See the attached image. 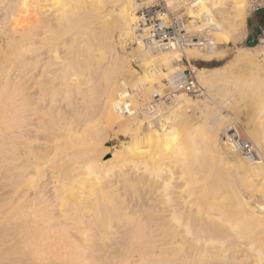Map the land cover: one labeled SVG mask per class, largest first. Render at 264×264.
<instances>
[{"label": "bare ground", "instance_id": "obj_1", "mask_svg": "<svg viewBox=\"0 0 264 264\" xmlns=\"http://www.w3.org/2000/svg\"><path fill=\"white\" fill-rule=\"evenodd\" d=\"M15 1L0 0V264H264V200L254 198L257 201L248 204L239 199L241 195L231 201L219 184L210 183L208 176L216 165L195 164L204 142L188 128L177 131L175 125L161 124L167 131L165 140L170 138L173 144L168 143L169 154L161 157V153L158 159L144 155L162 142L152 123L154 129L137 130L136 141L113 151L111 158L96 155L105 123L118 116L124 121L115 108L122 79L136 85L166 75L162 64L171 67L173 53L149 60L141 45L136 47L139 54L147 55L141 70L131 69L128 58L119 55L117 49L130 48L129 40L134 38L130 0H69L74 4L60 7L56 0H24L17 5ZM108 1L114 4L110 8L115 7L114 14L106 9L111 18L101 13ZM196 4L213 20L216 11L227 13L234 16H225L234 19V30L244 27L245 0H197ZM22 7L28 11L24 15ZM70 12L81 13L79 21L93 25L83 29ZM75 20L82 25L76 27L78 31H90L76 32ZM70 25L74 31L62 38V28ZM221 25L218 35L223 37ZM185 54L193 57L190 60L213 56L194 48ZM247 57L253 59L249 53ZM114 66L120 75L113 68L110 71ZM198 70L203 85L215 77L213 69ZM260 70L263 85L255 86L257 96L264 91V67ZM103 73V81L98 80ZM186 104L182 105L185 118L181 116L186 125L203 117L209 132L222 129V115L216 112L207 118L206 107ZM255 104L254 116L264 123V100ZM100 114L106 120L91 125L90 120ZM165 116L175 119L172 111ZM215 149L213 157L221 163L232 158L239 180L258 189L254 181L264 176V159L244 168L236 153L226 156L220 147ZM137 158H144L142 166L124 170L123 165ZM166 158L174 164L168 165ZM159 162L167 165L161 170L170 173L156 181L155 176L164 173L157 170L163 166L157 167ZM249 173L261 176L253 181ZM144 178L138 186L134 183ZM201 178L204 182L197 183ZM153 179L155 184L148 183ZM180 180L188 184L181 189L184 196L170 189ZM161 187L169 191L165 197L151 195Z\"/></svg>", "mask_w": 264, "mask_h": 264}, {"label": "rangeland", "instance_id": "obj_2", "mask_svg": "<svg viewBox=\"0 0 264 264\" xmlns=\"http://www.w3.org/2000/svg\"><path fill=\"white\" fill-rule=\"evenodd\" d=\"M23 1L24 0H16L15 5L20 4ZM185 1L186 0H179L180 3H178V6L185 5V3H184ZM245 1H246V4L244 6V13H245L244 27H242L241 30H239V29L234 30L235 26H234V24H231L234 21V19H233L234 16L231 14H227V13H224L225 15L223 13L220 14V13H218V11H216V16H215L216 18L214 20L212 18L213 22L216 23V20L218 19V21H219V19H221V17L223 20L221 19L220 23H218L217 25L214 23V28L212 29L211 34L214 37L216 48L218 47V49L220 51L214 50L213 52H209L210 54H213V56L210 60H206L203 58H194V60L192 61V63L194 65H196L195 67H196L197 75L199 74L198 67H208L210 69H213L212 71L216 72L215 77L213 78V80L211 82L204 83L205 85H203V86L205 87V92L201 96H197V97L192 96L191 97L187 94H184L181 92H176L168 100H160L159 103L154 107L153 110H151V108H148L147 103L151 100V96L153 95V93L154 92H160L163 94L164 91L166 90V86L164 85L165 78L169 77L170 71L172 70L174 65H176V61L180 57V54L177 51H173V52H168V51L152 52V51H150V50H148L142 46V48L145 51L144 53L148 54L149 60L160 57L165 53H168V54L173 53V56L171 59V67L165 66L162 64L160 66V69H161V71L166 73V75L156 76V78H154L152 80L148 79L147 82H145V81L140 82L136 85H133L132 84L133 82H131V83L129 82V85L134 90V94L132 95V99H133L134 105L138 108V112L134 115H131V116L123 115L122 117H123L124 121H120V116L117 115L118 116V117L116 116L117 118L113 117L112 120L110 119L111 121L108 120V122L105 123V125L107 127L106 132H104L105 134H103V133L100 134L101 139L99 138L100 144H98L99 150H98V148L96 149L97 150L96 152H98V153H96V155L98 157H102V159H104V160L111 158L113 151L119 152L121 149L123 150V148H125V146H127L126 143L129 144L130 142L136 141L135 139L138 138V136H136L137 130H146V129L148 130V129H154L155 128L159 133H161L163 135V137H161L162 135L160 136V139H162V142L159 139L160 141L158 143L159 144L158 147H155V149L152 150V152H150V151L145 152L144 155L146 156V154H147V156L149 157L150 160L152 159V157L155 159H158V158H160L161 153H163V154H161V157L165 156L166 152H167V154H169L168 153L169 149L167 146H169L170 142L173 144V141L170 140V138H169V142H167L168 136H167V138L165 136L166 135L165 132H167V131L162 128V125H165V126H167V125H173L174 126L175 125L174 128H177V131H181L183 128H188L190 131H192L194 133V135L198 141L204 142L203 144H201L199 150L196 152L198 160H197V162H195V164L197 163L196 165L201 166V167H203V166L207 167L208 164L217 166V167L212 166V168H211V173L208 176V180L211 181L210 183L216 184V185L219 184L223 188V190L226 192L228 199H229V197H231L230 198L231 201L239 198V197H235V196H241V195L242 196L239 199H243L246 202L250 201L251 204L253 202H256L257 200L258 201L264 200V198L262 197V195H264V191H263L264 185L262 183H264V182L261 183V181H262L261 180L260 184H259V181H258L259 179H261L264 176H261V175L251 176L252 174L250 175V173H249L248 175H250V178L253 177L252 178L253 181L256 179V177H258V176L259 177L261 176V177L257 178L258 180L254 181L256 183L258 182L257 183L258 187L256 186L258 189L254 190V189L249 188V187H248L249 188L248 189L247 186L242 181H240L238 176L235 174V170H236L235 165L236 164L233 162L232 158L230 159V157H229V162H226L224 160L225 163L224 162L221 163L217 159L218 156L213 157V155H212L213 152H216L215 148L217 146L220 147V149L226 153V156L227 155L229 156V154H232V153H236L231 148L230 145L225 143L226 127L229 125L230 126L235 125L236 127L241 129L244 136H246L248 139H250L254 143V145H255L258 153H259V158L256 161H251V162L242 158L240 155H238L236 153V155H238L239 158L241 159V161L244 163L243 167L246 168L247 167L246 165H251L252 163H255L257 161H262L264 159V139H263L264 138V126H263L264 123L262 121H260L259 119H258L259 120L258 121L257 118L254 116L255 115V112H254L255 107L257 105L255 103L257 100H264V91H261L259 96L254 95V92H253L255 90V88L258 87V85H259V87H262V86H260V84L263 85L261 82L262 81L261 77L259 75L261 73L260 69L264 67V60L262 57V50L259 47V45L257 44V42L250 43L245 39V35L247 32L248 18L250 16V14L252 13L249 9L248 1L247 0H245ZM8 2H10V0L9 1L6 0L5 3L9 4ZM16 2H18V3H16ZM53 2H55V1L53 0ZM56 2H59V3H56V6H58V7L65 5L66 2H67V5L70 2V4L68 6L74 4V2L72 3L69 0H59V1L56 0ZM110 2L111 1L106 2V5L104 6V8H102L103 11L101 10L102 11L101 13L102 14L105 13L104 15H107L106 16L107 18L109 15V14H107V12L109 13V11H106V9L110 10L111 12L115 9V7L113 8V6H114L113 2H112V4ZM11 4H14V0H11ZM0 5H1V2H0ZM108 5L109 6L113 5V6H111V8H113V9L111 10V8ZM129 5H131L130 7L133 10V1L132 0L129 1ZM107 7H109L110 9ZM195 8H194V10H192L193 12H191V13H194L195 16H200L202 12H205V10H201V8H202L201 4L197 5ZM26 10H27L26 7L21 8V11H23L22 15H24L26 12H28ZM79 11L80 10H78L77 12L79 13ZM77 12L75 13L77 15V17H75V18H78V15H81V13L77 14ZM71 13L72 12H70L69 14L72 15L73 13L72 14ZM114 13H115V10L112 14H114ZM112 14L109 15V18H111L110 16ZM226 14L230 15V17H233V18H229L228 16L225 17ZM74 15H72V18L74 17ZM106 17L104 16V18H106ZM80 18H81V16H79L78 21L80 20ZM228 18L230 20L231 19L232 20L230 21ZM237 18L239 20L240 16L239 17L237 16ZM0 19H1V17H0ZM76 20H75V22H76ZM83 20H85V19H83ZM83 20L81 19V21H79L80 22L79 24H81V22L83 24L84 23ZM225 20H226V22H223ZM71 21H73V20L71 19ZM87 22H89V21H87ZM87 22H86V25L83 24V26H84L83 29L85 27H87L89 29L90 26L93 25L90 23L88 24ZM76 23L77 24H75L73 22L72 23L73 25L72 24L71 25L75 28L76 32H81L82 28L79 29V31L77 30V28H80L78 26H82V25H78V22H76ZM225 23H227L228 25ZM71 25L68 28H62L61 33L64 34V35L61 34L62 38H64V37L68 38L69 35L72 33V31H74V29H72V30L69 29V28H71ZM220 25L223 27L225 26L223 28V32H224L223 37H220L218 35V33L222 32L220 30ZM204 26H205V24L203 22H201L199 25H195L194 28L199 29V28H203ZM88 29H86V30L88 31ZM86 30H83V31H86ZM135 40L136 39H135V33H134V38L129 40V42H131L132 46L130 48L119 47L117 50H118L119 55L121 57H127L128 58L129 66L131 69L141 70V65L143 63L142 59L143 58L145 59L147 55L144 56V55L139 54V50L136 48V47H138V45L136 44ZM99 46H100V48H102V46L100 44H99ZM96 47L98 50L100 49V48H98V46H96ZM98 50L96 51V53H99L100 50L102 51V49H100L99 51ZM146 51L149 53H147ZM247 53L251 54L253 56V59L250 60L247 57ZM187 58H193V57H187ZM114 67H111L110 71H112V68H113L112 72H114V74L116 76H118V72H119V75H120V71L117 70L116 67L115 68ZM259 67H261V68H259ZM127 68H125V69H127ZM103 75L105 76V73H103L102 76L100 77L101 79L99 78L98 80H102ZM98 80L96 82H98ZM122 81H123V79H122ZM99 82L100 83H98V85L100 86V84L102 82L101 81H99ZM258 82H259V84H258ZM202 84H203V82H202ZM255 86H257V87H255ZM118 87H119V89H121V84L118 85ZM119 91L120 90H118V92ZM185 102L188 105L190 104V105L198 106L199 108L200 107H202V108L206 107L207 112L210 114L209 115L208 113H206L207 118H208V116H211V115H213V113H216V112L219 113L220 115H222L224 118V119H222L223 120L222 121V123H223L222 129H220L218 132H212V131L209 132L208 126L202 122V119H204L203 117H200V118L198 117V120L196 122H194V124L186 125L183 122V120H184L183 118H185V117H184V115H182L183 111H184V109L182 108V105H185L186 104ZM171 111H172L173 116L175 117V119H172V121L170 120L171 118H167V119L165 118L166 113L169 114V112H171ZM174 111H175V114H174ZM181 116H183V118ZM96 117H95V119L90 120L89 123L91 125H95L97 123L99 124L100 122H104L106 120L104 115H101V114L99 116L97 115ZM147 119L150 122H148ZM177 119H178V121H177ZM255 119L257 121H255ZM176 122H178V123H176ZM151 123L153 124V126L155 125L154 128H153ZM201 127H204V129H200ZM179 134L180 133H178V135ZM165 138L167 140H165ZM213 138L214 139L218 138V142H216V140H214ZM163 140H165L167 142V144H164L166 142L163 143ZM122 143L124 145H122ZM160 144L164 145V147H162V148L164 149L166 147L167 150L166 149L163 150L161 148ZM103 147H107L109 149L108 150H107V148L103 149ZM159 148H161V149H159ZM101 150H103V151H101ZM105 151H106V153H105ZM103 152H104V154H103ZM155 153L158 154L157 157H156ZM225 153H224V155H225ZM125 155H127V154H125ZM123 157L125 158L126 156H123ZM123 157L121 156V158H123ZM138 159L139 158H137V160L132 159L131 162L134 161V163L132 162V163H129L127 165H123L124 167L123 166L122 167L124 168V170L128 171L130 169L129 171H132V169L140 167L141 162L143 163L142 159H144V158H142L140 160H138ZM166 159L168 160L169 158H166ZM167 160H165V159L163 160V161H165L164 162L165 164H168V163H170L168 165L174 164V162L173 163L171 162V159L168 160V163H167ZM152 161H154V160H152ZM137 162H138V164H137ZM157 163L158 162H156L155 164H157ZM134 164L136 167H134ZM142 165L143 164H141V166ZM160 165L161 166L163 165V166L161 168H158L157 170H161L163 167L167 166V165L162 164V162H161L159 164V166H157V167H160ZM215 167H216V169H215ZM166 169L161 170L164 173H162L160 171L161 172L160 175H162V176L159 175V171H158V174H156V175H159V177L155 176L156 181L162 180L163 175L165 177H166V175L167 176L169 175L170 172L167 173V171H170V170L167 169V171H166ZM171 169H174V168H171ZM144 181H146L145 178L142 181L136 179V181H134V183L138 186L139 184H141ZM197 181H198L197 183H203L204 182L202 178L197 180ZM148 183L155 184L156 182H155V179H153V180H149ZM173 185L170 187V189L172 190L171 192H173V189H174V192H173L174 194L177 195V193H178V195H183V196L185 195V193L181 192V191L183 189L187 188V186H188L187 183H184V181L180 180V181L175 182V184L173 183ZM177 186H179L180 188H178ZM198 187H199V185H198ZM175 190H176V193H175ZM155 192H154V194H151V195L156 196V197H165V194L168 193L169 191L166 190L165 187L164 188L161 187L158 191H156V189H155ZM203 193H205V192H203ZM246 194L250 195L251 197L247 196ZM252 194H253V196H252ZM246 197H250V198L246 199ZM191 198H193V195H191L189 197V199H191ZM254 198H256L257 200ZM161 199L163 200L165 198H161ZM182 199H184V197H182ZM250 202L248 204H250ZM232 206H234V205H232ZM251 228L255 229V224H254V227L252 225H250L248 230L252 231L253 229H251Z\"/></svg>", "mask_w": 264, "mask_h": 264}, {"label": "built area", "instance_id": "obj_3", "mask_svg": "<svg viewBox=\"0 0 264 264\" xmlns=\"http://www.w3.org/2000/svg\"><path fill=\"white\" fill-rule=\"evenodd\" d=\"M134 12L135 42L152 52L177 51L180 57L170 76L165 78L164 93L154 92L147 103L148 108L154 109L160 100H168L176 92L189 96H201L205 87L199 80L192 60L185 55V50L194 48L201 51L213 52L216 48L211 34L214 28L212 18L202 12L195 16L192 10L197 6V0H186L185 5L178 6L179 0H132ZM251 12H263L264 0H247ZM196 9V8H195ZM201 22L203 28L195 29ZM257 44L262 50L264 60V30L258 37ZM181 62V63H180ZM116 99V110L126 116L134 115L138 108L134 105L133 88L127 81L121 82V89ZM225 143L242 158L249 162L258 159L259 153L254 143L235 125L227 126Z\"/></svg>", "mask_w": 264, "mask_h": 264}, {"label": "crops", "instance_id": "obj_4", "mask_svg": "<svg viewBox=\"0 0 264 264\" xmlns=\"http://www.w3.org/2000/svg\"><path fill=\"white\" fill-rule=\"evenodd\" d=\"M264 30V11L252 12L248 18L247 32L245 39L250 43H255Z\"/></svg>", "mask_w": 264, "mask_h": 264}]
</instances>
